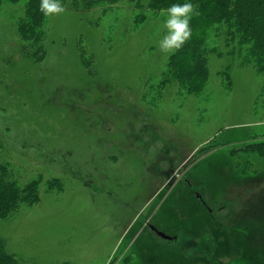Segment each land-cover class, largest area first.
Segmentation results:
<instances>
[{
	"label": "rangeland",
	"instance_id": "1",
	"mask_svg": "<svg viewBox=\"0 0 264 264\" xmlns=\"http://www.w3.org/2000/svg\"><path fill=\"white\" fill-rule=\"evenodd\" d=\"M79 1L48 17L43 60L17 33L26 0L0 4V163L22 184L43 178L38 204L0 219L8 251L36 264H264V159L244 148L264 139V75L222 26L204 91L162 86L165 17L136 25L129 0Z\"/></svg>",
	"mask_w": 264,
	"mask_h": 264
},
{
	"label": "trees",
	"instance_id": "2",
	"mask_svg": "<svg viewBox=\"0 0 264 264\" xmlns=\"http://www.w3.org/2000/svg\"><path fill=\"white\" fill-rule=\"evenodd\" d=\"M22 0H0V4H16ZM120 0H81L77 2L85 9L111 7ZM135 11L134 23L144 22L150 15H158L172 4L190 2L196 6L199 15L191 20L192 36L184 47L170 54L161 73L159 84H176L186 95L201 94L209 79L208 53L210 44L218 35L219 28L226 26L229 36L236 39L238 48L234 55L242 64L254 66L258 74L264 75V0H129ZM40 0H26L25 13L17 20V33L28 46L29 57L43 60L45 49L43 39L48 17L39 11ZM214 50V49H213ZM232 63L222 71V76L231 84ZM259 97H264V86ZM2 144L0 142V149ZM249 153L264 159V139L248 141L244 146ZM257 159V158H256ZM42 176L22 184L10 162L0 163V219L17 212L22 206H33L41 201ZM49 190L62 189L58 180H48ZM0 264H36L23 261L8 251L0 237Z\"/></svg>",
	"mask_w": 264,
	"mask_h": 264
},
{
	"label": "clouds",
	"instance_id": "3",
	"mask_svg": "<svg viewBox=\"0 0 264 264\" xmlns=\"http://www.w3.org/2000/svg\"><path fill=\"white\" fill-rule=\"evenodd\" d=\"M39 11L45 17L59 16L66 11L61 0H40ZM199 15L197 8L190 2L172 4L162 10L165 17L163 27L166 34L159 41V49L165 54H174L182 49L191 39V20L193 15Z\"/></svg>",
	"mask_w": 264,
	"mask_h": 264
},
{
	"label": "water",
	"instance_id": "4",
	"mask_svg": "<svg viewBox=\"0 0 264 264\" xmlns=\"http://www.w3.org/2000/svg\"><path fill=\"white\" fill-rule=\"evenodd\" d=\"M152 229L157 232L161 237L169 239V236H167L165 233L158 231L155 227L152 226Z\"/></svg>",
	"mask_w": 264,
	"mask_h": 264
}]
</instances>
